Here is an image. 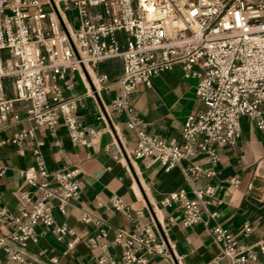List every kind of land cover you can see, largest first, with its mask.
Masks as SVG:
<instances>
[{
	"label": "built area",
	"instance_id": "obj_1",
	"mask_svg": "<svg viewBox=\"0 0 264 264\" xmlns=\"http://www.w3.org/2000/svg\"><path fill=\"white\" fill-rule=\"evenodd\" d=\"M69 11L77 14L73 29L63 18ZM107 61L121 63L118 77L99 70ZM176 68L184 79L196 80L195 95L203 106L186 117L182 143L147 133L133 104L139 86L150 87L155 76ZM81 73L88 81L87 92L65 99L64 93L75 88V75ZM101 92H114L109 106ZM89 97L105 122L125 118L136 141L128 157L152 158L170 172L182 161L204 156L210 168L192 164L187 177L195 180L202 173L214 177L219 149L240 139L243 118L264 130V0H0V130L18 103L27 108L24 117L14 118L34 124L31 130L0 140V146L22 147L28 139L36 141L35 165L23 172L30 190L19 193L16 215L0 211V227L9 228L0 234V264H31L34 259L26 249L29 241L37 240L38 225L51 228L58 241L72 233L55 222L53 210L57 207L65 214L70 201L80 198V171H49L37 131L54 133L63 123L72 144L90 146L88 137L95 130L82 127L74 115L77 103ZM4 171L0 167V173ZM228 182L226 193L231 195L240 181ZM195 196L190 199L186 189H180L164 200V205L178 203L185 209L181 218L171 219L173 224L188 228L202 222L201 205L211 204L215 188L209 185ZM111 205L116 211L124 209L117 197ZM82 219L95 221L88 215ZM244 232L250 233L251 228L245 226ZM108 234L102 228L90 239L91 247L98 248ZM211 236L221 246V255L208 264L221 260L262 264L264 243L243 244L221 225L211 229ZM114 243L121 248L119 255L103 254L94 264H149L151 256L169 255L150 226H140L133 234L116 231ZM38 263L58 264V259Z\"/></svg>",
	"mask_w": 264,
	"mask_h": 264
},
{
	"label": "crops",
	"instance_id": "obj_2",
	"mask_svg": "<svg viewBox=\"0 0 264 264\" xmlns=\"http://www.w3.org/2000/svg\"><path fill=\"white\" fill-rule=\"evenodd\" d=\"M68 13H74L75 21L69 19ZM63 18L69 29L78 24L75 11L64 13ZM103 65L99 68L101 72ZM195 85V79H184L181 69L176 68L155 76L150 87L139 86L133 104L140 113L145 131L166 141L182 143L181 130L186 117L203 108L195 95ZM87 90L85 75L77 74L74 90L65 92L64 98L81 96ZM113 96L114 92H101L107 106ZM26 108L24 103L16 104L7 124L0 130V140L34 127L32 122L14 118L15 115L24 117ZM262 110L264 113V105ZM74 115L82 127L95 130V134L88 137L90 146L72 144L63 123L54 133L47 129L37 131V140L44 144L41 152L49 171L79 169L80 198L70 201L65 214L57 207L53 210L55 222L65 224L72 231L62 241L57 240L51 228L36 227L37 240L29 241L26 249L28 256L34 259L31 264L47 262L54 257L58 264H94L103 254L117 257L121 248L114 243V233L133 234L140 226H150L157 241L165 243L169 250L167 256L149 257V264L210 263L221 255V246L211 236L215 225L234 233L243 244L257 246L264 243V130H259L248 118L241 120L240 139L219 149L216 175L208 178L202 173L191 180L187 177V168L195 164L209 169L207 157L182 161L166 172L153 163L152 158L128 157L127 153L135 149L136 141L123 116L105 122L90 97L77 103ZM35 144V140L28 139L22 147L0 146V167L5 170L0 173V211L6 209L11 216L17 213L19 193L30 190L23 172L35 165ZM232 178H237L240 183L229 195L226 190ZM209 185L215 188V196L210 205H201L202 222L188 228L173 224L171 219L181 218L185 209L178 203L164 205V200L180 189H186L188 197L196 199L195 192ZM51 186L55 183L51 182ZM113 197L121 200L122 211L112 207ZM213 213L215 218H211ZM84 215L95 221L84 222ZM245 226L251 228L250 233L245 234ZM102 228L108 231V237L98 248H92L90 239L99 235ZM7 231V226L0 227V234ZM74 240L75 245L69 248L68 244ZM261 260L264 264V256ZM219 264L227 262L221 260Z\"/></svg>",
	"mask_w": 264,
	"mask_h": 264
},
{
	"label": "trees",
	"instance_id": "obj_3",
	"mask_svg": "<svg viewBox=\"0 0 264 264\" xmlns=\"http://www.w3.org/2000/svg\"><path fill=\"white\" fill-rule=\"evenodd\" d=\"M119 61H107L103 65V72L106 73L110 78H114L117 75L121 74L122 66Z\"/></svg>",
	"mask_w": 264,
	"mask_h": 264
},
{
	"label": "rangeland",
	"instance_id": "obj_4",
	"mask_svg": "<svg viewBox=\"0 0 264 264\" xmlns=\"http://www.w3.org/2000/svg\"><path fill=\"white\" fill-rule=\"evenodd\" d=\"M64 7V5L62 4V8ZM46 10H49L48 8H46ZM68 17L71 21H75V16L74 13H68Z\"/></svg>",
	"mask_w": 264,
	"mask_h": 264
}]
</instances>
